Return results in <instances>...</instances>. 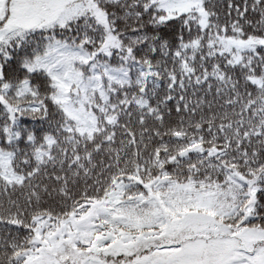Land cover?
I'll list each match as a JSON object with an SVG mask.
<instances>
[{"label": "snow or ice", "instance_id": "1", "mask_svg": "<svg viewBox=\"0 0 264 264\" xmlns=\"http://www.w3.org/2000/svg\"><path fill=\"white\" fill-rule=\"evenodd\" d=\"M0 264H264V0H0Z\"/></svg>", "mask_w": 264, "mask_h": 264}]
</instances>
